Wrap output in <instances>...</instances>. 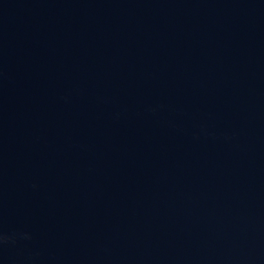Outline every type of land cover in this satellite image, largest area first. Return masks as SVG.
<instances>
[{
	"label": "water",
	"instance_id": "obj_1",
	"mask_svg": "<svg viewBox=\"0 0 264 264\" xmlns=\"http://www.w3.org/2000/svg\"><path fill=\"white\" fill-rule=\"evenodd\" d=\"M0 264H264V0H0Z\"/></svg>",
	"mask_w": 264,
	"mask_h": 264
}]
</instances>
